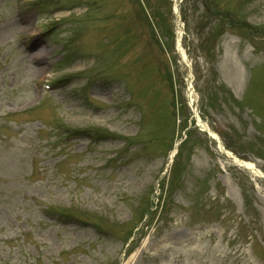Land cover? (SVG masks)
<instances>
[{"label":"rangeland","instance_id":"1","mask_svg":"<svg viewBox=\"0 0 264 264\" xmlns=\"http://www.w3.org/2000/svg\"><path fill=\"white\" fill-rule=\"evenodd\" d=\"M0 264H264V0H0Z\"/></svg>","mask_w":264,"mask_h":264},{"label":"bare ground","instance_id":"2","mask_svg":"<svg viewBox=\"0 0 264 264\" xmlns=\"http://www.w3.org/2000/svg\"><path fill=\"white\" fill-rule=\"evenodd\" d=\"M34 33L36 34V32L34 31ZM179 39V38H178ZM180 50H181V52H182V54H183V57L185 56V54H184V52H183V50H182V48L180 47ZM229 154H231V153H229ZM232 157H234V160L238 163V164H240V165H243V166H245V167H251V168H253L254 169V166H253V163L252 162H250V161H247V160H245V161H240L238 158H236L235 156H232Z\"/></svg>","mask_w":264,"mask_h":264}]
</instances>
